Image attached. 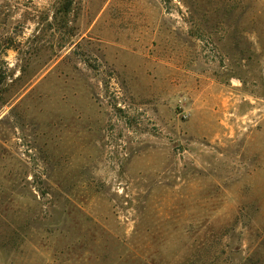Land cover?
<instances>
[{"label":"rangeland","instance_id":"374dc122","mask_svg":"<svg viewBox=\"0 0 264 264\" xmlns=\"http://www.w3.org/2000/svg\"><path fill=\"white\" fill-rule=\"evenodd\" d=\"M0 264H264V0H0Z\"/></svg>","mask_w":264,"mask_h":264}]
</instances>
